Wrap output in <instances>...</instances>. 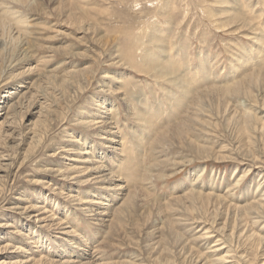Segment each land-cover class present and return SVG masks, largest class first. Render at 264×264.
I'll use <instances>...</instances> for the list:
<instances>
[{"label": "rangeland", "instance_id": "1", "mask_svg": "<svg viewBox=\"0 0 264 264\" xmlns=\"http://www.w3.org/2000/svg\"><path fill=\"white\" fill-rule=\"evenodd\" d=\"M23 1L0 0V264H78L77 234L95 237L86 264H264V0ZM165 59L193 82L179 104L150 67ZM101 101L132 158L103 154L125 185L107 229L66 169L88 165L74 160ZM136 111L155 118L149 136Z\"/></svg>", "mask_w": 264, "mask_h": 264}, {"label": "bare ground", "instance_id": "2", "mask_svg": "<svg viewBox=\"0 0 264 264\" xmlns=\"http://www.w3.org/2000/svg\"><path fill=\"white\" fill-rule=\"evenodd\" d=\"M78 1V0H77ZM25 2V0L23 1ZM26 6V5H25ZM71 8V7H70ZM83 9V8H82ZM68 10V9H67ZM226 10V9H225ZM229 10V8H228ZM70 11V10H69ZM69 13V12H68ZM73 14V13H72ZM238 12H232V15L234 16H237ZM68 16V15H66ZM71 16V15H70ZM78 18V17H77ZM78 20V19H77ZM80 21V20H79ZM82 22V21H80ZM78 22V23H80ZM1 23V22H0ZM231 23V22H230ZM239 23V22H238ZM3 25H6L4 22L2 23ZM82 24V23H81ZM8 25V24H7ZM80 24H78L79 26ZM1 26V25H0ZM9 26V25H8ZM81 26V25H80ZM79 26V27H80ZM3 27V26H1ZM6 26H4L5 28ZM12 28V27H11ZM15 30V29H14ZM13 31V30H12ZM11 31V32H12ZM1 34V32H0ZM19 35V34H18ZM9 36V35H8ZM10 37V36H9ZM1 38V37H0ZM13 38V36H12ZM10 38V39H12ZM19 40V39H17ZM113 40V38H112ZM15 41V40H14ZM18 42V41H17ZM257 42L259 43V48L261 47H264V35L263 37H258V40ZM13 43V42H12ZM16 43V42H15ZM20 45V44H19ZM15 48V46L13 47ZM27 49V48H26ZM258 50V49H257ZM257 52V51H256ZM262 53V52H261ZM258 54V53H257ZM259 56V54H258ZM26 58V57H25ZM18 62H24V61H20L19 58H16ZM24 59V57H23ZM31 60V58H28L25 59V62ZM151 60V59H150ZM158 60V59H157ZM247 61H249L248 59H245ZM161 61V60H160ZM151 62L153 65L150 66V67H154L152 69H158L160 71H158V75L160 77H168L170 79V81L172 83L175 84V87L177 88H181L182 89V92L184 93L183 97L182 98H177L175 97V101L178 102H182L183 99L186 98V96L189 94V91L192 87V80H190L188 77H186L185 74H183V72H179L177 67L174 66L171 62L168 61V59H165L163 60L162 62ZM16 63V62H15ZM14 63V64H15ZM151 65V64H150ZM148 66V65H147ZM247 67V66H246ZM24 69V68H23ZM32 69V68H30ZM33 71H34V68H33ZM178 71V72H177ZM35 72V71H34ZM206 72V71H205ZM29 73H32L31 70ZM108 74V73H107ZM105 73V76L107 75ZM109 76V75H108ZM116 76V75H115ZM115 76H112L110 75L109 77L110 78H114V80L116 79L117 82H118V77H115ZM119 76V75H118ZM110 82V80H109ZM122 82V81H121ZM214 86V85H213ZM210 89V87H208ZM214 88V87H213ZM211 87L210 91L213 89ZM218 88V87H217ZM231 88L235 89L237 87V85H229L228 87H225L223 91H228L230 92ZM236 89V90H237ZM240 90V89H239ZM221 91V90H220ZM219 91V94L221 93ZM232 91V90H231ZM121 91H118V93H120ZM115 91H111V94H117ZM214 93V91H213ZM205 94V93H204ZM218 95V93H215ZM216 97V95H215ZM99 101V100H98ZM110 102V101H109ZM177 104V105H178ZM16 104L14 103L13 106H15ZM106 103L105 102H98L97 103V109L95 112H93V118L89 119V121H82V123L84 125H86V127L88 128V130L90 129L92 131L93 134V138H98L99 136H97L98 134H101V140H104L105 142L104 143H101V146H95L92 142L94 139L91 138L90 139V143H88V146H86V143H81L84 145V147L86 146L87 148H92L90 150V152H85L87 153L86 155L88 156H84L83 158H76L74 161L76 162H79V163H87L88 165H84L83 167H81V169H77V165H75L74 167H71L70 168H66L67 171H69L71 174H73L74 176H72L71 179L73 180H77L78 182L76 183H80L82 185H90L91 188L94 189V191H96L97 193L94 195L93 198L91 199H80V204L82 205L83 209L85 210V212H92V211H95V212H92V214H90V216H92L93 218H95L96 220H98L99 222L97 223L98 226L100 227H103L104 226V229H107V227H109V224L111 223L110 221V217L112 216V212H113V208H114V205L116 204V202L119 200L118 198L121 197V195H123L124 191H125V185L122 183L123 182V178L120 177V176H115L114 174H112V170H111V166L113 167V165L116 163V158L114 159H109L108 162L106 163H103L102 162V159H106L108 160V158H106L103 154H105V152L109 149H112L111 151H117L119 150V153H117L118 155H116V157L118 158L117 161H120V164L121 162L123 161V163H127V165L130 164L132 158H131V155L127 154V149H125V146H124V143L122 141H119L117 138H119V132L118 131H115L113 129L114 128V123H112V119L110 117V113L108 112V110L106 109ZM109 113V114H108ZM131 113V112H130ZM130 115V114H129ZM190 117V116H189ZM188 117V118H189ZM132 118V117H131ZM136 120V122L140 125V127L142 128L140 131H136L137 132V137H143V132L146 134H149L155 129L154 128V125H155V121H154V117L153 116H150V115H147L143 112H135V117H134ZM188 118L186 120H188ZM133 120V119H132ZM191 121V120H190ZM185 122V121H184ZM183 122V123H184ZM135 123V122H134ZM138 125V126H139ZM185 125V126H184ZM187 122H185L184 124H182L183 127H186ZM190 125V124H189ZM194 124H192L193 126ZM178 128V129H177ZM175 129V131L178 132V135H179V130L180 127H177ZM182 128V127H181ZM187 130H188V127H186ZM190 128V127H189ZM169 129V128H168ZM183 129V128H182ZM171 129L167 130L166 131H170ZM191 130V129H190ZM190 130H188L190 132ZM173 131V132H175ZM185 131V130H184ZM188 131H186L188 133ZM165 132V131H164ZM195 132V131H193ZM176 133V132H175ZM181 133H183V130H181ZM180 133V134H181ZM104 134L106 135L104 137ZM174 134V133H173ZM165 134L163 133H160L159 135L156 136V141L157 143L160 144V142H163L162 139H164V136ZM168 135H169V132H168ZM182 135V134H181ZM180 135V136H181ZM163 136V137H162ZM175 137V136H174ZM140 138H138L139 140ZM166 139V138H165ZM168 139V138H167ZM118 140V141H116ZM140 140H143V139H140ZM139 140V141H140ZM112 142H117L121 144L120 146V149L116 148V147H112L111 146V143ZM166 142V141H165ZM80 143V142H79ZM171 143V142H170ZM155 144V143H154ZM169 145V143L167 144ZM92 146V147H91ZM154 146V145H153ZM192 146V145H191ZM118 147V146H117ZM163 147V145H162ZM195 147V146H194ZM82 149V150H81ZM71 149H66L65 151L68 153V154H71V152H73L74 154L75 153H81V151H83V148L79 147L78 149H75V150H71ZM92 162V163H91ZM109 163H112V165H110ZM79 168V167H78ZM62 177V176H61ZM75 183V184H76ZM89 187L88 190L91 189ZM136 192V191H135ZM136 193H134V196H135ZM70 196V195H69ZM72 197V196H71ZM136 197V196H135ZM148 196L145 195V198L146 200ZM144 198V197H143ZM143 198H141V200H144ZM179 198V197H178ZM217 199V198H215ZM75 200V199H74ZM144 200V202L146 201ZM142 202V201H141ZM115 203V204H114ZM98 206L97 209L96 208H93L94 206ZM29 208V207H28ZM28 210V209H27ZM31 210V209H29ZM237 215V214H236ZM54 219H58V218H53V221H55ZM42 220L43 222L45 221L46 222V218H43V219H40ZM52 220V219H51ZM110 222V223H108ZM64 224L63 221H59L57 224L53 223V224H50V225H56V227L58 226H62ZM65 229V228H64ZM73 231V230H72ZM71 231H65L63 232L65 235H69L71 234L70 233ZM97 235V234H96ZM263 238V237H262ZM75 239V240H74ZM79 239V240H78ZM83 239L81 236H79L78 234L75 235V238H65V249H67V247H69V245H72L74 243H78V246L76 247H72L70 248L71 251L70 253H73V254H79L82 258L80 259V262L78 264H86V263H82L83 261L82 260H89V254L87 255V250L89 248H91L90 245L88 244H91L94 240H95V237L92 238V239H88L90 240L89 242H84L85 244H82L83 242ZM262 241V240H260ZM95 243V242H94ZM80 245H84V247H81ZM78 247V248H77ZM80 247V248H79ZM151 247V246H150ZM58 248V247H57ZM74 248V249H73ZM77 249V250H76ZM80 250V251H79ZM90 251V250H89ZM64 253H62L60 256H65V257H69V256H66L64 255L66 251H63ZM28 253V252H27ZM34 254V253H33ZM87 255V256H86ZM33 258V257H32ZM32 258H30V260H32ZM93 258V257H91ZM23 260V259H22ZM38 262H40V264H75L76 262L73 261V260H70L68 258H63V259H59V260H52V261H56V262H51V260H47L46 257H44L43 255H41V257H39V259H36ZM34 261V260H33ZM90 262V261H88ZM87 262V264H89ZM198 262V261H197ZM92 263V262H91ZM93 264V263H92Z\"/></svg>", "mask_w": 264, "mask_h": 264}]
</instances>
